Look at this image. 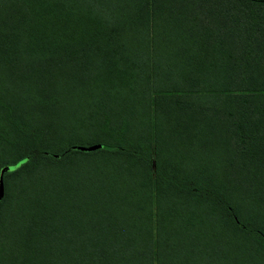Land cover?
Segmentation results:
<instances>
[{
    "label": "trees",
    "instance_id": "obj_1",
    "mask_svg": "<svg viewBox=\"0 0 264 264\" xmlns=\"http://www.w3.org/2000/svg\"><path fill=\"white\" fill-rule=\"evenodd\" d=\"M0 264H264V0H0Z\"/></svg>",
    "mask_w": 264,
    "mask_h": 264
},
{
    "label": "water",
    "instance_id": "obj_2",
    "mask_svg": "<svg viewBox=\"0 0 264 264\" xmlns=\"http://www.w3.org/2000/svg\"><path fill=\"white\" fill-rule=\"evenodd\" d=\"M99 144H90V145H77V147L79 149H83V150H91V149H94L96 147H98Z\"/></svg>",
    "mask_w": 264,
    "mask_h": 264
}]
</instances>
